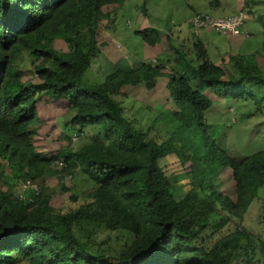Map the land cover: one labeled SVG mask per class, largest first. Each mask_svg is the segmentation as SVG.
<instances>
[{
    "label": "trees",
    "instance_id": "1",
    "mask_svg": "<svg viewBox=\"0 0 264 264\" xmlns=\"http://www.w3.org/2000/svg\"><path fill=\"white\" fill-rule=\"evenodd\" d=\"M122 2L0 0V164L11 168L6 187L0 186V264H255L258 238L240 224L211 245L194 240L209 225L218 232L231 221L237 224L235 218L241 222L264 185V148L237 158L210 134L206 122L213 104L206 90L249 98L245 84L264 80L261 65L253 54H231L239 71L233 74L210 59L198 36L192 43L197 62L184 45L175 47L182 67L167 76L178 109L169 137L162 139L152 127L138 126L116 90L142 82L153 88L164 65L143 61L130 69L117 66L102 82L83 80L100 52L104 7ZM139 32L150 45L161 41L158 28ZM57 38L67 40L68 50L54 46ZM23 52L40 60L39 81L24 80L16 69ZM42 93L68 98L77 108L70 127L94 124L97 134L66 146L61 157L39 150L35 134ZM173 153L190 163L184 193L164 166ZM57 158L66 161L62 168L70 175L80 168L96 185L89 200L66 212L50 209L52 195L43 185L38 192L16 191L22 181L54 174ZM223 168L231 169L235 195L215 182ZM101 230L128 231L132 240L111 252L100 250L92 238Z\"/></svg>",
    "mask_w": 264,
    "mask_h": 264
},
{
    "label": "rangeland",
    "instance_id": "2",
    "mask_svg": "<svg viewBox=\"0 0 264 264\" xmlns=\"http://www.w3.org/2000/svg\"><path fill=\"white\" fill-rule=\"evenodd\" d=\"M238 7L247 10L246 32L233 36L204 29L200 34L201 38L208 48L210 59L229 68L233 74H238L239 71L231 54H253L252 59L261 65L264 76V0H123L120 4H108L104 7L106 16L99 24L100 52L84 72L83 80L89 83L102 82L117 66L130 69L143 61L155 66L164 65L161 67L163 73L157 77L153 88L147 87L144 82L127 84L122 90H116V96L122 100L126 113L135 119L138 126L143 129L152 127V134L165 139L169 137L176 122L173 111L178 109L168 87L167 76L169 72L182 67L174 50L177 45L169 42L168 49L162 53L158 46L148 44L139 31L154 27L166 37L168 32L178 34L180 27L188 28L189 17L196 11L224 16L232 14ZM247 29L250 35H247ZM192 45L185 49L189 51V57L197 62ZM54 46L60 50L69 48L64 38H57ZM39 61H35L28 52H23L15 63L16 69L24 80L39 81L35 70ZM258 79L245 84L251 92L249 98L236 99L206 90L213 98V104L206 112L208 131L225 150L237 158L264 148V80ZM76 112L77 108L69 104L68 98L55 99L42 93L37 102V148L61 157V150L66 146L76 147L82 140L94 137L98 131L94 124L70 127L69 119ZM81 126L84 128L81 138L73 140L72 134L80 131ZM164 166L169 174L178 179L176 185L184 193L189 187L190 163L179 153H173L165 158ZM1 170L4 174L0 172V186L6 187L5 176L10 174L11 168L2 161ZM70 173L69 170L56 166L54 174L37 182L51 193V210L66 212L76 209L91 198L90 192L95 188V183L80 168H76L74 174ZM215 182L225 193L235 195L230 168H223L215 177ZM24 188L20 182L16 187L17 193L25 194L27 189ZM216 218L213 217L212 221L215 222ZM235 219L237 224L231 221L218 232H214L212 225H209L195 238V243L211 245L240 224L258 238V262L255 264H264V185L260 187L258 197L245 211L242 221ZM92 239L95 248L111 252L119 249L122 244L131 242L132 235L124 230H101L94 233Z\"/></svg>",
    "mask_w": 264,
    "mask_h": 264
},
{
    "label": "built area",
    "instance_id": "3",
    "mask_svg": "<svg viewBox=\"0 0 264 264\" xmlns=\"http://www.w3.org/2000/svg\"><path fill=\"white\" fill-rule=\"evenodd\" d=\"M247 10L242 8L239 9L237 12L229 15L224 16H217L212 15L207 12H195L190 18H189V27L190 30L193 32V34L198 35L200 31L204 29H212L220 33H226V34H241L243 31V26L246 21ZM182 28H179V31H181ZM83 131H77L72 134L73 140H78L81 138V134ZM53 164L55 166L63 167L66 165V161L63 159H55L53 161ZM24 189L27 188H34L36 192L40 189V184L37 182L27 179L25 181H22ZM24 195V194H22Z\"/></svg>",
    "mask_w": 264,
    "mask_h": 264
},
{
    "label": "crops",
    "instance_id": "4",
    "mask_svg": "<svg viewBox=\"0 0 264 264\" xmlns=\"http://www.w3.org/2000/svg\"><path fill=\"white\" fill-rule=\"evenodd\" d=\"M244 8V7H243ZM239 9H242V7H238L237 8V10L235 11V12H237ZM244 9H246V8H244ZM196 12H198V11H196ZM235 12H233V13H235ZM249 12V11H248ZM232 13V14H233ZM191 17V16H190ZM189 17V18H190ZM245 24H246V21H245ZM245 24H244V26H243V31H242V33H244V32H246L245 31ZM247 31H248V29H247ZM169 33V34H168ZM167 33V36L166 37H163L162 35H161V41L160 42H158L155 46H158V48L160 49V51L163 53V52H165L168 48H167V46H169V42H175L176 43V45L177 46H179V45H184L185 47H186V49L187 48H189L191 45H192V43H193V40H194V36H198L201 40H202V38H201V31H200V33L198 34V35H195V34H193V32L190 30V27H188V28H186V29H182L181 31H179V33L178 34H174V33H172V32H168ZM242 33L241 34H239V35H242ZM168 35H169V37H168ZM238 34L237 35H233V36H239ZM247 35H250V31H248L247 32ZM166 41H167V44H166ZM206 45V44H205ZM189 52V51H188ZM189 55V54H188Z\"/></svg>",
    "mask_w": 264,
    "mask_h": 264
}]
</instances>
